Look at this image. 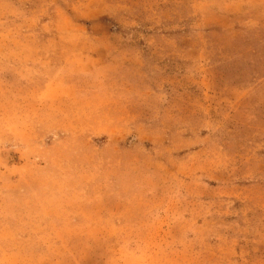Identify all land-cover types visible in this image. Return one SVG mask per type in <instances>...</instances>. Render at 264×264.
I'll return each instance as SVG.
<instances>
[{
    "label": "rangeland",
    "instance_id": "obj_1",
    "mask_svg": "<svg viewBox=\"0 0 264 264\" xmlns=\"http://www.w3.org/2000/svg\"><path fill=\"white\" fill-rule=\"evenodd\" d=\"M0 264H264V0H0Z\"/></svg>",
    "mask_w": 264,
    "mask_h": 264
}]
</instances>
